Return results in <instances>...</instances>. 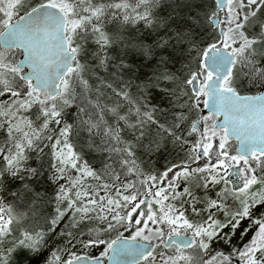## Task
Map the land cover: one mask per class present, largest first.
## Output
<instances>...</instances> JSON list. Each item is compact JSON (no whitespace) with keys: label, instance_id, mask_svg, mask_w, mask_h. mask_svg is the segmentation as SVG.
<instances>
[{"label":"snow or ice","instance_id":"snow-or-ice-1","mask_svg":"<svg viewBox=\"0 0 264 264\" xmlns=\"http://www.w3.org/2000/svg\"><path fill=\"white\" fill-rule=\"evenodd\" d=\"M0 264H264V0H0Z\"/></svg>","mask_w":264,"mask_h":264}]
</instances>
